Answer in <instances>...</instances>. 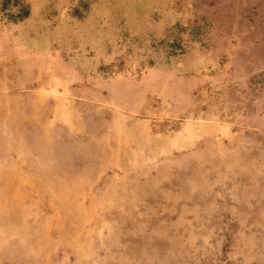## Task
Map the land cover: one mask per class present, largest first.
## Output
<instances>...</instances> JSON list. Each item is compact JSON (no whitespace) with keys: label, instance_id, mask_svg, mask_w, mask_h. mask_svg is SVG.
<instances>
[{"label":"rangeland","instance_id":"1","mask_svg":"<svg viewBox=\"0 0 264 264\" xmlns=\"http://www.w3.org/2000/svg\"><path fill=\"white\" fill-rule=\"evenodd\" d=\"M0 264H264V0H0Z\"/></svg>","mask_w":264,"mask_h":264}]
</instances>
